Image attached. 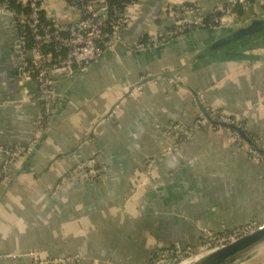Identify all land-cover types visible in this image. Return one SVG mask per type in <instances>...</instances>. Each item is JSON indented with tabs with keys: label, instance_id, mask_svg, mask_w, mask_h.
I'll return each instance as SVG.
<instances>
[{
	"label": "crops",
	"instance_id": "1",
	"mask_svg": "<svg viewBox=\"0 0 264 264\" xmlns=\"http://www.w3.org/2000/svg\"><path fill=\"white\" fill-rule=\"evenodd\" d=\"M228 1L139 0L113 50L73 78L56 76L51 131L35 145L29 165L36 173L20 175L8 190L0 184V264H32L5 258L30 251L82 256L69 264H142L160 246H195L201 227L264 222V164L235 149L223 130L196 131L178 155L161 156L174 144L167 135L171 125L194 124L199 93L204 104L242 124L245 135L264 140V34L198 59L218 31L192 32L153 50L135 47L144 36L171 28L181 4L196 3L209 13ZM43 7L45 19L62 27L78 16L62 0H45ZM237 11L245 22L262 15L256 5ZM19 39L12 13L0 12V146H29L42 112L35 82L25 79ZM176 69H182L179 88L159 78L126 95L147 74ZM94 156L107 166L103 181L75 179L55 190L79 157ZM4 159L0 153V175ZM150 159L156 163L147 173Z\"/></svg>",
	"mask_w": 264,
	"mask_h": 264
},
{
	"label": "built area",
	"instance_id": "2",
	"mask_svg": "<svg viewBox=\"0 0 264 264\" xmlns=\"http://www.w3.org/2000/svg\"><path fill=\"white\" fill-rule=\"evenodd\" d=\"M13 1L29 11L20 15L10 12L20 32L18 46L26 67L25 79L35 82L37 87L35 101L42 108V112L37 121L34 140L29 146L24 147L20 144L0 146V153L5 157L1 166L0 184H9L14 170L18 167L19 159L34 151L35 145L47 129L59 102L54 88L56 76L73 78L100 61L107 50H113L120 42V31L131 22L130 8L139 2L131 0L123 8H118L111 6L110 0H62L78 14L76 19L69 18L66 27H62L56 20L45 19L43 15L45 0H1L0 12L9 11V4ZM252 5L258 6L264 15V0H229L226 4L217 5L209 13H204L196 3L181 4L176 8L175 21L171 28L144 36L135 47L138 50L154 49L189 33L203 30L231 31L245 23L237 11L238 8H249ZM151 76L153 74H147L140 82ZM170 80L175 87H180L177 79ZM151 81L135 89H140ZM197 96L204 110L198 113L190 128L178 123L168 128L167 135L174 139V144L164 150L161 156L178 155L196 131L223 130L235 149L244 152L254 162L264 164V140L254 134H248L246 140L238 130L242 124L218 106L204 104L203 94L199 93ZM155 163L156 159L147 162V173ZM106 174L107 166L99 156H94L79 162L63 174L55 190L75 179L100 182L105 179ZM263 225L264 222L251 221L232 229L211 230L201 227L200 240L195 246H160L153 251L150 259L142 264H183L227 246ZM5 258H29L32 264H69L80 263L83 260L79 253L48 257L39 251L9 253ZM101 264L110 263L105 261Z\"/></svg>",
	"mask_w": 264,
	"mask_h": 264
},
{
	"label": "water",
	"instance_id": "3",
	"mask_svg": "<svg viewBox=\"0 0 264 264\" xmlns=\"http://www.w3.org/2000/svg\"><path fill=\"white\" fill-rule=\"evenodd\" d=\"M262 34H264V15H260L248 22H245L243 25L231 30L226 34H224L223 31H218L216 33L217 38L212 42H210L209 44L203 46L193 59H198L200 57H206V56L208 57L213 56L214 53L219 52L220 50L226 49L234 45H242L244 43H248L258 38ZM188 35L189 34L177 39L184 38ZM158 48H154V49H158ZM190 63L191 61H189L186 66H188ZM181 70L182 69H176V70H169L166 72L153 74V76L149 77L144 82L143 81L139 82L134 86H132L131 88H129L126 95L131 94L135 88H137L138 86H140L141 84L147 81L156 80L159 78L176 79V76L180 73ZM200 106H201V110H204L201 103ZM59 115H60L59 112L56 113L55 118L58 117ZM50 131H51V123L45 130L44 134L42 135L41 141L47 139V137L50 134ZM240 133L243 134L242 131H240ZM88 138H90V135L83 138L79 142L78 146H80V144L86 141ZM36 156H37V151L34 150L31 154L23 156L19 159V160H23L24 163L15 172L13 178L9 182V186L7 190L20 175L36 173V171L33 170L31 166H29L33 162V160L36 159ZM82 161L83 158L79 157L76 160L75 165H77L79 162ZM263 245H264V225L258 228L257 230H254L253 232L243 236L237 241L228 244L227 246H224L220 249H217L209 253H205L197 257L196 260H194L191 264H235L236 262L247 256L248 254L253 252L255 249Z\"/></svg>",
	"mask_w": 264,
	"mask_h": 264
},
{
	"label": "trees",
	"instance_id": "4",
	"mask_svg": "<svg viewBox=\"0 0 264 264\" xmlns=\"http://www.w3.org/2000/svg\"><path fill=\"white\" fill-rule=\"evenodd\" d=\"M131 0H110V5L111 6H116L118 8H123L125 4H128ZM9 11L11 12H16L17 15H20L22 13H28L27 8L21 7L19 4L16 3V1H13L9 4ZM241 131L240 129H238ZM243 138L248 140V135H245L244 133L242 134Z\"/></svg>",
	"mask_w": 264,
	"mask_h": 264
},
{
	"label": "rangeland",
	"instance_id": "5",
	"mask_svg": "<svg viewBox=\"0 0 264 264\" xmlns=\"http://www.w3.org/2000/svg\"><path fill=\"white\" fill-rule=\"evenodd\" d=\"M235 264H264V245L255 249Z\"/></svg>",
	"mask_w": 264,
	"mask_h": 264
},
{
	"label": "bare ground",
	"instance_id": "6",
	"mask_svg": "<svg viewBox=\"0 0 264 264\" xmlns=\"http://www.w3.org/2000/svg\"><path fill=\"white\" fill-rule=\"evenodd\" d=\"M194 260H196V259L189 260V261H187V262H185V263H183V264H191Z\"/></svg>",
	"mask_w": 264,
	"mask_h": 264
}]
</instances>
